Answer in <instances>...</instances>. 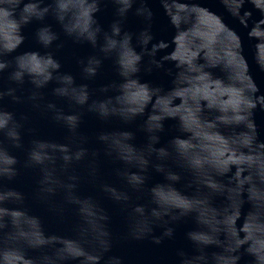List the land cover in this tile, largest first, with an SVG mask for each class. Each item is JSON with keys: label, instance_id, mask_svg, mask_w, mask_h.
Returning a JSON list of instances; mask_svg holds the SVG:
<instances>
[{"label": "water", "instance_id": "1", "mask_svg": "<svg viewBox=\"0 0 264 264\" xmlns=\"http://www.w3.org/2000/svg\"><path fill=\"white\" fill-rule=\"evenodd\" d=\"M0 264H264V0H0Z\"/></svg>", "mask_w": 264, "mask_h": 264}]
</instances>
